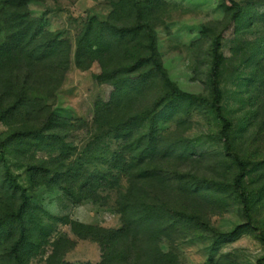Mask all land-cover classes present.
Here are the masks:
<instances>
[{
    "label": "rangeland",
    "instance_id": "374dc122",
    "mask_svg": "<svg viewBox=\"0 0 264 264\" xmlns=\"http://www.w3.org/2000/svg\"><path fill=\"white\" fill-rule=\"evenodd\" d=\"M26 7L66 57L32 63L0 30V264L24 201L27 264H264V0ZM216 49L226 147L198 100Z\"/></svg>",
    "mask_w": 264,
    "mask_h": 264
},
{
    "label": "trees",
    "instance_id": "16d2710c",
    "mask_svg": "<svg viewBox=\"0 0 264 264\" xmlns=\"http://www.w3.org/2000/svg\"><path fill=\"white\" fill-rule=\"evenodd\" d=\"M27 0H0V24H3L0 30L6 31L7 29V17H12V26L13 31L12 35L7 37L5 34V39H10L11 51H15L17 53H23L26 51V55L29 57V61L32 63H57V62H64L65 51L61 47V43L57 40L54 34L50 33H41L39 30V26L37 20L31 15L30 11L26 7ZM9 6V7H7ZM89 28V27H88ZM87 28L84 35H87ZM89 32V31H88ZM26 39V41H25ZM7 41V40H6ZM215 46L218 45V41L214 43ZM131 46V45H129ZM89 50L77 48L75 51L74 57L76 60L80 59L85 55H90V45L88 46ZM92 50V49H91ZM151 54L154 55V48L151 45ZM65 56V57H64ZM156 62V60H155ZM78 64L80 62H77ZM219 67V54L217 49L214 50L213 56V63H212V98L205 99L203 97L198 98L200 102L205 105L210 106L213 108L217 114V117L221 121V129L220 135L224 139L225 147L228 145V131L230 129V123L225 118L222 113L221 107L219 105L220 99V90L217 85V80H215V75L217 74V70ZM121 73H124V70H120ZM108 79H112L114 74L110 71L106 74ZM236 157V161L238 164V172L235 176V187L236 189L241 191L242 196V205H243V212L247 220H250V213L248 208V200L247 197L242 194V184L241 180L244 176V165ZM28 209L27 203L24 201L19 207V211L17 213V217L15 220L18 221V229H17V238L13 242L11 254L15 257L12 264H27L26 260L24 261V255L27 253L28 248L32 246L30 242V233L29 229L25 225V213ZM4 247L0 245V251H3Z\"/></svg>",
    "mask_w": 264,
    "mask_h": 264
}]
</instances>
